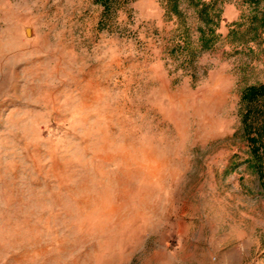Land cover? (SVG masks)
Masks as SVG:
<instances>
[{
  "label": "rangeland",
  "instance_id": "obj_1",
  "mask_svg": "<svg viewBox=\"0 0 264 264\" xmlns=\"http://www.w3.org/2000/svg\"><path fill=\"white\" fill-rule=\"evenodd\" d=\"M259 83L264 0H0V264H264Z\"/></svg>",
  "mask_w": 264,
  "mask_h": 264
},
{
  "label": "trees",
  "instance_id": "obj_2",
  "mask_svg": "<svg viewBox=\"0 0 264 264\" xmlns=\"http://www.w3.org/2000/svg\"><path fill=\"white\" fill-rule=\"evenodd\" d=\"M246 1H250L251 3L259 2V0H246ZM208 9L209 8H208L207 3L201 4L200 11H201L202 15L207 14ZM211 38H212V35L210 38L206 39L203 43L208 44L211 41ZM263 96H264V83L250 84V85H248L242 89L241 96H240V102H241V105H243V107L247 108L249 105H251V103H253L255 100H257ZM247 113L248 112L243 113V118L246 121H247V117H248ZM245 129H246L245 131L248 133L247 140L253 144L252 147H250V151H249L251 156H250V158H247L246 161L250 162L254 168H256V169L258 168L259 169V177L264 178V170H262V168H261L262 167L261 166L262 158H261V156L257 155L259 147L255 146L256 144L260 145V140L262 137H264V126H261L258 129H255L256 136H254V137L249 136L251 131H252V127H250L249 123L245 124Z\"/></svg>",
  "mask_w": 264,
  "mask_h": 264
}]
</instances>
